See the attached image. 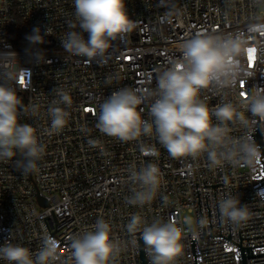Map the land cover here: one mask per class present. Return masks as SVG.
Wrapping results in <instances>:
<instances>
[{"label":"built area","instance_id":"obj_1","mask_svg":"<svg viewBox=\"0 0 264 264\" xmlns=\"http://www.w3.org/2000/svg\"><path fill=\"white\" fill-rule=\"evenodd\" d=\"M126 7L135 21L133 31L112 41L104 57L88 62L64 52L61 45L60 37L79 30L68 27L75 20L74 0H0V53L14 51L20 66L29 70L21 71L12 84L20 100H26L18 108L19 122L33 126L45 148L38 170L29 174L22 175L14 160H0V245L10 242L36 253L42 237L56 229L55 236H64L60 252L66 254V264H72L71 237L92 230L103 218L124 248L116 264H141L136 239L140 233L130 234L126 228L131 216L139 215L147 224L173 220L185 229L184 252L176 264H195L192 237L199 264H264L262 161L255 167L243 163L212 167L206 155L171 157L155 135L121 142L96 127L103 101L124 87L145 93L140 107L144 118L151 119V94L159 73L181 58L180 45L198 33L242 34L255 50L254 59L239 58L244 87L240 81L234 88L210 86L201 92L205 102L212 107L238 105L240 93L264 88V32L248 31L250 24H264V6L255 0H126ZM18 24L20 46H15L10 33ZM34 27L42 35L49 30L43 44L31 45L25 39ZM38 51L51 63L37 62ZM8 59L0 55V69ZM245 72L253 75L246 77ZM54 89L67 92L72 100L71 106L60 105L69 115L58 133L49 130L48 109L59 99ZM249 119L250 128L230 125L233 137H252L258 119ZM260 123L263 131L264 121ZM142 147H155L158 155H145ZM148 163L159 167L161 188L151 204L133 206L127 200L138 186L129 181V170ZM228 194L248 205L247 222L237 226L221 219L218 201ZM52 210L58 222L65 219L57 226ZM186 217L193 218L192 231L183 223ZM201 218L203 226L196 223ZM57 264H65L64 254Z\"/></svg>","mask_w":264,"mask_h":264},{"label":"clouds","instance_id":"obj_2","mask_svg":"<svg viewBox=\"0 0 264 264\" xmlns=\"http://www.w3.org/2000/svg\"><path fill=\"white\" fill-rule=\"evenodd\" d=\"M257 6H264V0H255ZM74 21L68 22V31L60 37L64 52L85 58L88 62L104 57L111 42L130 33L135 28L126 7V0H74ZM249 32H264V24H250ZM83 33L88 34L85 39ZM47 29L41 34L34 27L25 39L31 45L43 44ZM249 41L241 35H212L198 33L181 45V58L170 61V66L161 71L152 92L149 108L151 119H145L143 109L145 93L138 89L124 87L114 91L101 104L96 127L105 135L121 142L138 140L142 136L155 135L159 144L174 158H198L206 155L209 165L220 166L246 164L255 167L262 155L260 145L251 136H232L230 125L250 128L249 116L264 121V88L255 87L249 94H241L238 105L231 102L210 106L201 98L203 89L214 86L225 89L237 85L243 71L240 57L249 56ZM9 59L0 69V160H14L22 175L38 170L45 148L40 143L37 130L29 124L19 122L18 107L21 104L12 84L21 71L14 51L0 53ZM37 62L45 61L44 53L35 54ZM246 77L253 73L245 72ZM243 81H240V86ZM58 100L48 109L50 132H60L67 121L68 112L60 105L71 106L67 92L54 91ZM35 112V109H33ZM250 114V115H249ZM141 150L145 155L157 156L155 147ZM19 153V158H17ZM16 158V159H14ZM161 171L154 163H148L138 170H129V181L137 185L127 202L143 207L151 204L161 188ZM222 220L231 225H241L250 217L247 204L238 196L228 194L218 201ZM192 231L193 218L183 221ZM205 224L203 218L197 221ZM127 231L140 233L149 264H176L184 252L185 229L176 221L162 219L151 224L141 216L132 215ZM124 250L113 236L109 222L100 218L92 230L71 237L68 248L72 264H116ZM0 260L7 264H57L60 260V244L50 235L42 237L41 247L33 253L19 244L6 242L0 245Z\"/></svg>","mask_w":264,"mask_h":264},{"label":"water","instance_id":"obj_3","mask_svg":"<svg viewBox=\"0 0 264 264\" xmlns=\"http://www.w3.org/2000/svg\"><path fill=\"white\" fill-rule=\"evenodd\" d=\"M20 101H21V104H20V106H19L18 108H22V107H24L25 102H26V100H20ZM262 132H264V130L262 131V129H261V123H260V120H257V125L254 127L253 134H252V138H254L256 144L260 145V147H261V149H262V155H264V139H263V134H262ZM261 161H262V163H263V165H264V158H262ZM263 170H264V169H263ZM260 181H261L262 185H264V177H263L262 179H260ZM39 199H40V202H41L42 204H44V205L48 204V202H47L43 197H40ZM52 214H53L54 220H55V222H56V224H55L56 226H57L59 223H61L62 221L65 220V219H64V220H62L61 222H58V220H57V218H56V215H55V213H54L53 210H52ZM48 217H49V216H46V217H44V219H45V218H48ZM45 222H46V220H45ZM46 225H47V227H48L47 222H46ZM74 228H75V227H74ZM74 228H73V229H74ZM59 229H60V228H59ZM48 230H49V233H50V229H49V227H48ZM55 231H57V230L55 229L52 233H50V236H53V238H57V239H59L57 236H55V235L53 234ZM69 232H70V231H69ZM63 237H64V236H63ZM63 237H62V238H63ZM62 238L59 239V240H61V242H60L59 244H62V243H63ZM136 239H137V244H138V250H139V256H140V262H141V264H148L147 256H146L145 251H144L143 241L140 240V236L136 237ZM195 240H196V237H192V239H191V243H192V249H193V255H194V261H195V264H199V262H198V257H197V252H196ZM60 254H64V256H65V264H66V254L64 253V251H63V252H60Z\"/></svg>","mask_w":264,"mask_h":264},{"label":"trees","instance_id":"obj_4","mask_svg":"<svg viewBox=\"0 0 264 264\" xmlns=\"http://www.w3.org/2000/svg\"><path fill=\"white\" fill-rule=\"evenodd\" d=\"M21 30H22V26L21 24H18L10 33V38L12 39L15 46H20L19 32H21Z\"/></svg>","mask_w":264,"mask_h":264},{"label":"snow or ice","instance_id":"obj_5","mask_svg":"<svg viewBox=\"0 0 264 264\" xmlns=\"http://www.w3.org/2000/svg\"><path fill=\"white\" fill-rule=\"evenodd\" d=\"M248 51H249V56H248L249 60L254 59L253 53H254L255 50L254 49H249ZM241 87L243 88L244 85L242 84ZM241 94H243V93H241Z\"/></svg>","mask_w":264,"mask_h":264}]
</instances>
